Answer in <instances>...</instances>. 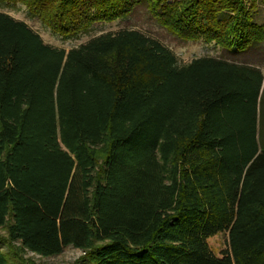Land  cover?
Masks as SVG:
<instances>
[{
  "label": "trees",
  "instance_id": "16d2710c",
  "mask_svg": "<svg viewBox=\"0 0 264 264\" xmlns=\"http://www.w3.org/2000/svg\"><path fill=\"white\" fill-rule=\"evenodd\" d=\"M0 1L73 37L139 0ZM249 2L146 5L179 39L243 51L264 36ZM262 82L220 58L179 65L136 30L54 48L0 12V264L67 246L85 264H264Z\"/></svg>",
  "mask_w": 264,
  "mask_h": 264
},
{
  "label": "rangeland",
  "instance_id": "374dc122",
  "mask_svg": "<svg viewBox=\"0 0 264 264\" xmlns=\"http://www.w3.org/2000/svg\"><path fill=\"white\" fill-rule=\"evenodd\" d=\"M249 1L245 0L247 8H249ZM0 12L9 15L15 20L24 22L32 31L38 34L44 44L54 48L69 50L85 44L98 35L116 33L126 29L136 30L146 37L159 42L172 52L179 65L187 64L194 58L209 56L258 68L263 76L260 91L263 97L261 107H264V36L251 49L243 51L223 48L214 42H205L203 40H182L159 25L156 18L148 11L146 0H139L128 15L112 21L95 22L86 31H82L73 37H61L55 34L20 3L9 4L0 1ZM250 13L254 22L264 28V3L257 0L255 8H252ZM261 123L262 126L259 128V132L264 141V111L261 112ZM5 234V230L0 229V235ZM12 244L13 246H18L17 242ZM0 250L3 252L8 251L7 245L1 241ZM82 255L83 253L79 249L67 246L61 253L54 256L41 257L26 251L21 254V258L27 264H85L84 262H78Z\"/></svg>",
  "mask_w": 264,
  "mask_h": 264
}]
</instances>
